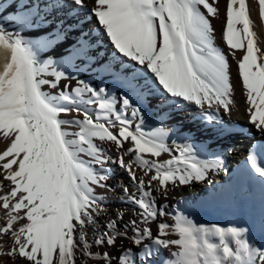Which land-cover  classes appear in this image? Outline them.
I'll return each mask as SVG.
<instances>
[{"label":"snow or ice","instance_id":"1","mask_svg":"<svg viewBox=\"0 0 264 264\" xmlns=\"http://www.w3.org/2000/svg\"><path fill=\"white\" fill-rule=\"evenodd\" d=\"M218 2L94 0L89 7L87 0H13L11 20L0 13V257L12 264H80L77 253L101 264H264V245L250 241L248 227L197 224L158 201L181 187H215L212 174L225 171L221 154L202 158L191 143L170 146L165 120L145 127L144 108L155 101L166 119L193 106L206 130L232 135L225 121L236 107L231 56L249 123L264 134V50L251 16L255 3L264 26V0H226L227 53L215 41ZM64 9L86 13L77 43L66 56L44 59L21 32ZM92 17L95 25L84 32ZM82 72L115 82L118 91L93 85ZM256 149L245 163L264 186V146ZM164 154L169 159L161 160ZM109 163L128 176L129 185L116 187L139 220L125 222L118 211L99 231L107 209L96 189L112 190ZM93 243L116 252H92Z\"/></svg>","mask_w":264,"mask_h":264},{"label":"bare ground","instance_id":"2","mask_svg":"<svg viewBox=\"0 0 264 264\" xmlns=\"http://www.w3.org/2000/svg\"><path fill=\"white\" fill-rule=\"evenodd\" d=\"M87 3L91 7L94 0H87ZM12 4L13 0H0V13H3L9 20H11L12 13L15 11ZM16 7L19 8L18 3ZM41 7H44L43 2ZM217 7L219 8L218 18L212 20L215 41L227 53L228 49L222 40V30L226 19V0H219ZM41 16L45 17V12H41ZM85 16L86 13L81 12L77 17L68 9L51 11L46 15L44 22L23 28L21 34L27 41L31 42L42 58L59 59L61 55L66 56L69 49L77 43L81 31V25L78 21H82ZM251 16L256 23L255 30L259 34V46L264 50V26L260 25L258 5L255 3L252 4ZM95 23V18H90V22L82 25V30L88 32ZM5 27L10 31L13 30L11 24H5ZM58 32L62 34L60 40L56 39ZM105 44H107V41H105ZM101 51H104V49H101ZM108 51L110 52V49ZM236 55L240 57L242 55L241 51L237 50ZM229 62L236 107L233 108L230 119L226 117L225 121L229 132L233 133L232 135L221 136L206 130L198 118L197 110L193 106H187L183 111L174 113L171 119L158 115L155 101L147 106L145 114L150 117V122L145 121L146 130L160 126V121L165 120L164 126L171 129L168 140L170 146L174 147L173 142L181 145L186 142L191 143L202 158H211L210 154L213 152L220 153L225 164V171L212 174L211 178L215 182V187L203 185H196L194 189L181 187L170 191L167 200L163 196H158V199L160 203H168L172 206L170 210L173 213L179 209L197 224L248 227L250 229V241L257 245H264V186L259 183L258 179L253 180L250 178L245 163L246 156L238 152L245 150L248 153L253 146H257L256 150L259 151L260 146H264V134L256 131L249 123V116L246 112L247 105L238 79V66L231 56H229ZM80 75L93 85L106 87L112 93L118 91L119 85L107 78L101 79L96 74L86 72H82ZM128 146V144H125V147ZM5 147L6 141L0 138V151H3ZM106 147L110 148L111 153L115 155L114 146L106 145ZM160 159H169V156L164 154ZM106 167L113 171L114 175L108 181V185L112 190L96 189L97 194L104 199L107 209L98 218L99 231L104 230L102 225L107 219L114 218L118 211L124 214L123 220L125 222L132 219L139 220L138 210L127 202V197L124 196L122 189L116 187L119 183L129 185L128 176L115 164L109 163ZM132 188L129 187V193H135L136 190ZM184 201H187V203H184ZM161 219L169 224L173 223L170 216ZM0 223H3V221L0 220ZM95 227L96 225H90L85 229L88 233L89 242L94 241L96 238V233L93 232ZM151 227L156 230L155 223H152ZM169 238L175 239L176 237L172 235ZM117 241H119L118 244L121 243L119 239ZM9 245L10 241H6L5 246L8 247ZM90 250L92 252L109 251L112 254L116 252L115 249L100 247L94 243ZM77 255L80 264H101V262L81 256L80 253H77ZM164 255L167 256L168 252L165 251ZM0 264H12V261L3 256L0 257Z\"/></svg>","mask_w":264,"mask_h":264},{"label":"rangeland","instance_id":"3","mask_svg":"<svg viewBox=\"0 0 264 264\" xmlns=\"http://www.w3.org/2000/svg\"><path fill=\"white\" fill-rule=\"evenodd\" d=\"M148 107L146 106L145 108H144V117H145V121H147V122H150L149 121V119H150V117L148 116V115H146L145 114V111H146V109H147ZM239 152V154L241 153V154H243V155H247V153L245 152V150H241V151H238ZM125 159L126 160H128L129 159V157H125ZM132 188V187H131ZM132 189H135V188H132ZM136 195L138 196L139 195V193H136ZM153 195L155 196L156 195V193L155 192H153ZM158 201H159V203H160V200L158 199ZM145 225L143 224V225H141L140 227H144ZM155 229L153 230V232L155 233ZM129 234H131V233H129ZM119 243V241H117V244ZM123 244L126 246V247H128V246H130L129 245V241L128 240H123Z\"/></svg>","mask_w":264,"mask_h":264}]
</instances>
